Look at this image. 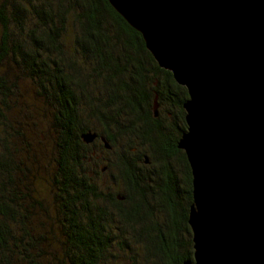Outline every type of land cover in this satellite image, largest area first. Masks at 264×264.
<instances>
[{
  "label": "trees",
  "instance_id": "1",
  "mask_svg": "<svg viewBox=\"0 0 264 264\" xmlns=\"http://www.w3.org/2000/svg\"><path fill=\"white\" fill-rule=\"evenodd\" d=\"M70 31L73 51L64 52L62 38ZM114 44L131 51L128 60L115 61ZM16 69L35 84V95L47 101L38 106L41 112L50 111L56 151L45 181L53 215L46 214L48 207L33 184L42 178L40 165L50 164L31 151L15 117L26 111L14 106L17 90L16 97L23 89ZM92 75L100 79L99 85ZM151 90L181 112L185 88L157 65L140 33L107 0H0V264H117L113 244L121 251H133L134 245L154 262L158 258V264L191 259L186 223L191 175L183 151L176 147L185 122L182 113H172L177 134H164ZM92 119L103 124L105 133L108 125L115 126L118 135L133 136L153 152L149 158L127 150L116 156L114 196L99 189L88 169V148L97 139L105 150L115 142L114 134L107 133V148L97 135L84 143L80 134L93 132L87 126ZM147 124L156 130V142ZM160 152L180 158L182 186L167 165L157 168L163 163ZM102 167L101 172L108 165ZM150 199L162 215L161 228L149 218Z\"/></svg>",
  "mask_w": 264,
  "mask_h": 264
},
{
  "label": "water",
  "instance_id": "2",
  "mask_svg": "<svg viewBox=\"0 0 264 264\" xmlns=\"http://www.w3.org/2000/svg\"><path fill=\"white\" fill-rule=\"evenodd\" d=\"M107 1L187 94L176 147L191 175L192 254L182 264H264V0Z\"/></svg>",
  "mask_w": 264,
  "mask_h": 264
},
{
  "label": "rangeland",
  "instance_id": "3",
  "mask_svg": "<svg viewBox=\"0 0 264 264\" xmlns=\"http://www.w3.org/2000/svg\"><path fill=\"white\" fill-rule=\"evenodd\" d=\"M15 1H21V0H15ZM76 2H79L80 0H75ZM27 26L28 28H32L33 25L29 23ZM24 27V26H23ZM26 27V26H25ZM71 31L66 34L65 37L62 38V45L65 47L64 52L73 51L71 50ZM115 51L112 53H115L116 57L114 58L117 63H121V60H128L130 55L132 54L129 50H124L121 47V44H114ZM69 49V50H68ZM79 52L82 54L81 50L79 49ZM113 55V54H111ZM82 56L85 58L82 54ZM87 58V57H86ZM16 72L18 73L19 79V85L22 84L23 89H20L19 94L16 97V94L18 93V90L15 94L16 103H14V106L17 108H25L26 111L22 112L21 116H15L17 120V124L21 125V130L23 131L24 136L31 142L30 149L31 151L35 152V154L38 155L40 161L43 164H46L48 162L50 165H40L41 168L38 171L39 175L42 178H35L36 181H33V184L35 185L36 191L38 192V195L40 197H43V202L49 203L50 201V195L49 190L47 187V184L45 181V177L50 173L51 171V157L55 150V143H54V134L52 133L51 124L49 122L50 118V111L48 108L46 110L39 109V105L46 106L47 101L43 99L41 96L38 95V93L35 95L34 92L36 90H33V87L35 84L30 80L26 75H22L18 69H16ZM89 72H91V69L89 68ZM93 78H91L95 83L98 85L101 83L100 79L94 78L95 75H92ZM162 77V74L158 76V79ZM152 84H156V78H153L151 81ZM102 88V87H101ZM90 95L94 96L95 94ZM151 99L153 101V104H155V112L157 109V116L160 117V128L164 134L176 136L177 132H174V128L172 129L173 120L176 119V117H173V114H181L184 115V110L182 109L181 105V112L176 106H173L170 101H166L165 103L163 101H160L157 92L155 90H151ZM93 100V99H92ZM157 102L158 105H156ZM182 103V102H181ZM153 111V108L151 109ZM21 111V110H20ZM172 119V120H171ZM177 120H175L176 122ZM124 123H127L125 120ZM88 129L93 131L97 137L100 138L105 136L107 133L114 134L115 136V142L112 144L111 149L105 150L102 148L100 141L97 139L95 143H93L89 148L88 152L91 155L90 157V163L88 165V169L91 170V174H93V177L97 181L98 187L101 191L104 193H109L111 195H116L118 193V188L116 184L112 181L111 174L116 173L117 169L115 166H113V163L116 160V156L122 153L124 150H127L131 153L136 151L137 155L139 153L145 154L148 158L153 153L152 149L148 147V145H143L141 142H139L137 139H130L133 136L128 135H122L116 132V127L108 125V132L105 133L103 130V124L98 122L96 119H92L91 121L87 122ZM147 127L150 129L148 130L149 136H151V140L153 142H156L157 140V132L155 129H153V126L151 124H147ZM144 128V127H143ZM185 130V127L180 129V132L178 131L179 138L181 132ZM37 138L40 140L38 141ZM95 139V138H94ZM98 142V143H97ZM91 143V142H90ZM127 143H130L129 145H132L131 147L127 146ZM89 144V143H86ZM100 144V146H98ZM163 159V163H159L157 165V168L162 165H167V167L171 168L172 171H174L175 175L178 177L179 183L181 185L182 182V176H181V169H182V163H180V158L177 155H170V157H166L162 155L160 152L159 155ZM31 158V155L28 156ZM142 161V157L138 159V163ZM108 165V167L104 171H100L103 169L102 166ZM102 173V174H101ZM101 174V175H100ZM182 186V185H181ZM152 194V193H150ZM149 194V195H150ZM148 195V196H149ZM149 203L152 205L154 204V200L150 199ZM182 203L185 202L182 200ZM150 206V213L149 218L153 221V223L159 225V228H161L162 225V218L159 209H157V204H154V206ZM48 212H46L47 215H53V209L51 206L47 205ZM179 208V207H178ZM184 235V233H181ZM125 237H128V235L125 233ZM186 236V235H185ZM188 236L191 239V233L190 230L188 232ZM129 245H131V240L128 237L127 241ZM123 244V243H122ZM127 245V246H129ZM133 251H127L126 249L124 251H121L117 245H111L110 250L117 254V264H157L159 263V259L157 258L154 262V258L150 256V254L145 255L142 250L138 247H135L132 245ZM192 251V247H191ZM149 253V252H148ZM116 262V260H115Z\"/></svg>",
  "mask_w": 264,
  "mask_h": 264
}]
</instances>
